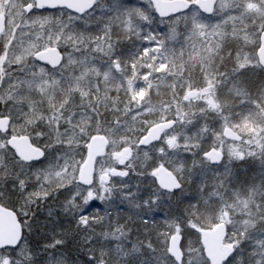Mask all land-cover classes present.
<instances>
[{
    "label": "snow or ice",
    "instance_id": "obj_1",
    "mask_svg": "<svg viewBox=\"0 0 264 264\" xmlns=\"http://www.w3.org/2000/svg\"><path fill=\"white\" fill-rule=\"evenodd\" d=\"M0 264H264V0H0Z\"/></svg>",
    "mask_w": 264,
    "mask_h": 264
},
{
    "label": "trees",
    "instance_id": "obj_2",
    "mask_svg": "<svg viewBox=\"0 0 264 264\" xmlns=\"http://www.w3.org/2000/svg\"><path fill=\"white\" fill-rule=\"evenodd\" d=\"M96 206L99 207V208H101V210H103V205H101V204H99V203L96 202Z\"/></svg>",
    "mask_w": 264,
    "mask_h": 264
},
{
    "label": "rangeland",
    "instance_id": "obj_3",
    "mask_svg": "<svg viewBox=\"0 0 264 264\" xmlns=\"http://www.w3.org/2000/svg\"><path fill=\"white\" fill-rule=\"evenodd\" d=\"M97 203H99V204H100V202H99V201H97Z\"/></svg>",
    "mask_w": 264,
    "mask_h": 264
}]
</instances>
